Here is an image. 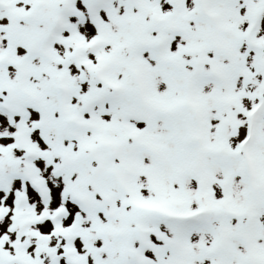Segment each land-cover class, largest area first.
Segmentation results:
<instances>
[{
	"label": "snow or ice",
	"instance_id": "obj_1",
	"mask_svg": "<svg viewBox=\"0 0 264 264\" xmlns=\"http://www.w3.org/2000/svg\"><path fill=\"white\" fill-rule=\"evenodd\" d=\"M0 264H264V0H0Z\"/></svg>",
	"mask_w": 264,
	"mask_h": 264
}]
</instances>
